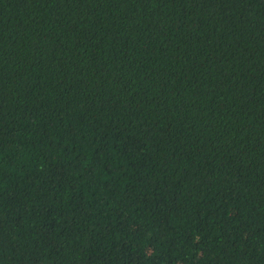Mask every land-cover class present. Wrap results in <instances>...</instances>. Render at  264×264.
I'll return each mask as SVG.
<instances>
[{"label":"trees","instance_id":"1","mask_svg":"<svg viewBox=\"0 0 264 264\" xmlns=\"http://www.w3.org/2000/svg\"><path fill=\"white\" fill-rule=\"evenodd\" d=\"M0 264H264V0H0Z\"/></svg>","mask_w":264,"mask_h":264}]
</instances>
